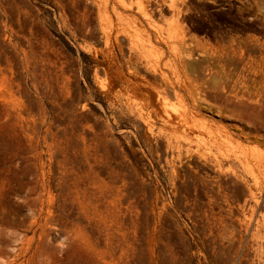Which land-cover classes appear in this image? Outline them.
<instances>
[{"label":"rangeland","instance_id":"374dc122","mask_svg":"<svg viewBox=\"0 0 264 264\" xmlns=\"http://www.w3.org/2000/svg\"><path fill=\"white\" fill-rule=\"evenodd\" d=\"M0 264H264V0H0Z\"/></svg>","mask_w":264,"mask_h":264}]
</instances>
